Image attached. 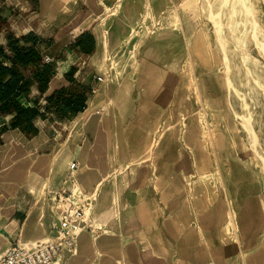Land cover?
Returning a JSON list of instances; mask_svg holds the SVG:
<instances>
[{
  "label": "crops",
  "instance_id": "0c3cea01",
  "mask_svg": "<svg viewBox=\"0 0 264 264\" xmlns=\"http://www.w3.org/2000/svg\"><path fill=\"white\" fill-rule=\"evenodd\" d=\"M171 1L176 4L181 0ZM171 1L0 0V17L3 19L0 23V46L9 51L5 31L7 28L20 35L37 36L43 59L49 57L51 62L48 63L55 71L45 90L42 91L39 83L35 82L30 93L19 97L22 105L39 107L41 111L49 110L51 108L48 109L47 98L56 90L75 82L89 87L97 84L99 89L96 94L90 93L86 109L74 119L68 120L69 123L53 120V112L46 119L35 118L34 124L39 132L31 137L11 126L14 114L0 113V127L7 126L0 134V252L19 235L24 241L31 242L52 235L53 230L58 228L55 201L43 198L41 191L47 188V182L48 187H63L66 178L62 172L68 173L69 165L75 157L80 162L79 182L85 186L87 193H92L113 167H120L123 159L137 152L141 138L151 136L148 130L139 125L137 116L140 91L143 108L150 109L149 89L154 83L152 77L156 78V83L162 88L161 96L164 97L162 104L152 107V112L159 116L167 113L172 86L165 75L174 72L178 60L185 53V34L173 28ZM120 2L121 7L114 13ZM149 10L152 23L164 16L166 29L162 31L161 27L149 34L144 43L147 45L146 53L139 69L135 64L118 66L117 69L108 60L109 55H112V59L121 56L119 54L124 47L130 44L128 36L132 33L133 26L139 23L142 25ZM106 29L109 33L105 32ZM88 34L95 39V49L91 53L77 44L81 35V43H86L84 36ZM106 38L109 41V52L107 63L101 69L96 57L99 53L102 54L103 45L106 52ZM134 48L135 45H132L127 51H133ZM109 68L111 80L97 83L96 75L105 73ZM156 71L160 74V80H157ZM24 72L26 75L32 74L29 70ZM117 72L124 75L116 79L114 76ZM110 99L115 100L112 106ZM59 124L64 129L59 128L56 137L55 127ZM171 134L172 131L167 133L161 148L167 147ZM158 158V178L152 177V165H137L140 172L145 169L150 172L147 181L140 173L142 180L137 190H121L124 184H133L134 178H129V174L120 178L116 185L114 179L102 182L95 205L96 215L113 233L102 234L99 237L102 245L99 246L95 236L85 229L79 237L78 254L68 256L69 253H66V263L105 264L109 260L111 264H207L209 258L205 260L201 253L206 251L218 256L221 255V250L216 249L218 248L225 249L228 255L225 261L221 260L222 264H244L242 252L251 254V264H264V227L253 226L250 233L242 236L240 243L221 238L222 225L230 207L228 197L222 196V201L216 203L215 208L206 215L208 224L204 228L195 219L187 223L178 217L176 214L181 206L179 201L184 195L182 181H178L173 172L161 170L163 161L160 154ZM175 168L179 169L180 166L176 165ZM252 198L249 199L253 203ZM174 205L176 208L169 212ZM165 206H169V209L164 208ZM113 212L119 218L112 224L109 217ZM240 214V227H251L246 210L242 213L240 209ZM163 215H166L164 219ZM174 216L180 222L179 227ZM100 231H103L102 228ZM142 232L147 235V242L143 241ZM115 236L121 237L122 240L117 241L124 248L127 245L132 247V252L129 249L126 251V260L116 257L109 250L118 243ZM140 243L145 247L144 251L147 247H156L162 251L143 259L144 251L139 250ZM163 243L169 250H163ZM234 247V255L228 254L226 250ZM212 263L218 264L215 260L209 262Z\"/></svg>",
  "mask_w": 264,
  "mask_h": 264
},
{
  "label": "rangeland",
  "instance_id": "374dc122",
  "mask_svg": "<svg viewBox=\"0 0 264 264\" xmlns=\"http://www.w3.org/2000/svg\"><path fill=\"white\" fill-rule=\"evenodd\" d=\"M251 1L264 28V0ZM189 2L192 5L191 7H185L181 3V1L176 2V4H173L172 1L170 2V11L174 12L172 14L174 17V26H172L173 28L181 31V33L185 34V39L183 41V44L185 46V53L178 60L174 72L165 75L169 79V83L172 86V88H170V93L168 96L167 113L159 116L152 112L153 106L155 108L156 105H160L164 101V97L161 96L162 88L159 86V84L156 83V78L152 77L154 83L149 89L151 102L150 109L143 108L144 104L141 103L142 97L140 91V105L137 119L140 123L139 125L148 130V132L152 133V138L155 136L158 137L160 134V128L158 129L157 125L160 126L161 124H163V122H166L168 126L172 125V130L168 128L166 129V132L162 135V138L159 140V144L156 145L155 148L159 151L160 159L163 161V167L161 170L173 172L176 179H179L178 181H182L181 186L183 188L184 195L179 201V203H181V206L179 207V211L176 214L178 217H180L184 222L187 223H191L192 220L195 219L197 220L200 227H206L208 223L207 218H205L206 214L203 215V212H205V208L203 205L205 202L209 203L210 205L212 203H215V197H217L220 192L223 193V190L226 186L231 193L229 195V199H234V203L237 204V207L242 210V213L246 210V212L249 214L250 224H254L253 226L255 227H264V176L263 174L260 175L261 171L259 170L260 167H263V163L261 162L257 154L252 149H250L248 144V136H246L244 127L235 115L234 109H236V111L238 112L242 111L241 98L232 94L234 108L232 105L228 104L229 93L224 84V55L214 29V23L209 16L210 9H208L204 5V0H190ZM149 12L144 18V21L146 23L143 25V27H138V30L142 31V34H146L148 28H151L153 26L151 25L152 22L149 17ZM163 17L164 16H162L161 19L154 21V23L156 22L155 24L159 22L158 27L162 24L164 25L166 19H164ZM177 17L182 19V23L178 21L177 24ZM146 25L149 27H146ZM163 25L161 28L163 29L162 31L166 29V27H164ZM225 31L227 35H229L228 26L225 28ZM138 39L139 35H137L129 45H126L124 47L123 51L119 54L121 56L113 57L114 62L116 61V63L114 64L117 66V69L118 66L131 64L132 66L133 64L137 65V69H139L140 64H142V58L146 53L147 45L145 46L142 42H137ZM132 45H135L133 51H127V48H132ZM189 49L194 62L192 65L190 64V55L188 53ZM250 51L255 57L263 59L253 42H251L250 44ZM229 59L231 61V73L234 74L237 85L242 90H248L249 92L248 101L251 104V109H253L254 111L256 129L260 133L261 139L264 142V96L261 93L263 89L254 81L253 78L249 80L250 82L248 85L244 84V86H242L240 84V79L243 78L246 80V75L244 73L239 74L238 71H236V68L233 66L234 56L229 54ZM99 67L101 68V66ZM258 67V70L261 73L262 71L260 70L264 67L261 63H258ZM129 70L130 69L128 68L127 71ZM126 74L127 73H125V75ZM137 74L139 75L138 71ZM123 75L122 72H117L114 77L118 79ZM156 75L157 80H160V78H158L160 76L158 71H156ZM209 76V79L212 78L211 86H213L215 90V92L212 93H210V90H208V84H205V79ZM215 80L217 82H215ZM207 91L210 95L209 97L207 96ZM109 103L112 106L114 105L115 100L110 99ZM64 123H69V121L67 120ZM59 128L64 129L62 125H56V137L59 134ZM207 130H211L212 132H215L217 136L222 135L223 137L224 144L222 146V152L224 154V158L222 160V167L227 182L225 186L223 183H221L220 175L215 176L212 168L205 166L202 162L203 155L201 151V142L203 139L205 140V138H207L205 134V131ZM171 131L172 134L171 136H169V143L167 147L161 148L162 144L167 138V133ZM207 142L209 153L212 156L214 162H217L218 156H220L221 149L220 147L216 148V146H214V144H212L211 142ZM117 151L118 157L120 153V147ZM159 154L157 157H153L150 163L154 172V174L152 173V177L155 178L159 177ZM126 160L127 158L121 161L120 167L112 168V170L110 171V174L112 175H110L109 179H114L116 185L117 181L120 178L125 177L129 174V178H134L133 184L130 185V183H126L123 186L124 188L122 187L121 190H137L142 180L140 175V168L137 167V165L139 166V164H134L131 165V168L121 170V164ZM176 165H179L180 168L176 169ZM164 166L167 167L165 168ZM146 171L149 170H142V172ZM62 174L63 177L67 178V171L66 174L65 171H63ZM188 179L192 182L193 188L191 193L193 194L188 192L185 186ZM153 180L154 179L151 180L152 184ZM46 187H48V183L46 184ZM67 187L70 188L71 185ZM45 192L46 188L41 191V195L44 196ZM244 196L247 197L246 200L244 199ZM250 197H253V203L249 199ZM47 200L49 201V198ZM197 200L204 203L201 204ZM34 201L35 199L33 200V202ZM166 207L167 206H165L164 208ZM96 208L97 207L94 206L93 209L89 211L90 217L94 219L93 222L95 225L97 224V222H100L96 215ZM174 208H176L175 205L173 208H171V210H169V212H171ZM167 209H169V206L167 207ZM115 213H110V215L112 216H110L109 219H111L110 223L112 224L114 223V220L119 218V216H116L117 213ZM164 217H166V215H163L162 218L164 219ZM175 217L176 216H174V221H176V224L179 227L180 222L176 220ZM101 223L104 225L102 227L103 231L99 232V230H97L98 233L96 234L95 238L100 237L102 234H109L105 231L106 226L104 222ZM253 226L251 225V227H239V232L238 230H236V228L232 227V232H235L236 236H229L228 234L223 233L224 235L222 234L221 238L223 240L229 239L238 241V243H240L242 241V236L245 237L248 233H250ZM53 231L54 232L52 233V235H55L57 233V228ZM141 236L143 241H148L145 232H142ZM114 239L116 241L122 240L121 237L118 236H115ZM117 242L118 243H115L118 244V247H116L115 244L114 247H110L109 249L110 252L113 253L116 257L121 259V257L123 256V249L127 252L129 249L130 252H132V247H130L131 245H127V247L124 248L121 242ZM96 243L99 246L102 245V243L99 241V238L96 240ZM139 245H141L139 250L143 252L145 247L141 243ZM163 247H166L164 243ZM216 249L221 250V255L216 256L214 253L211 255L206 251L201 253L205 260L209 258V261H206L207 264H209L211 260H215L218 264H222L221 260L225 261L227 255V253H225V249ZM148 250L160 251L161 249H158L156 247L155 249L147 247L143 253V259H145V253H147ZM233 250H235V247L233 249H227L226 251L228 252V254L233 253L234 255ZM155 253L156 252H151V255L153 256ZM250 255L251 254L242 252V258L245 260L244 264H251ZM68 256L71 255L69 254ZM239 261L241 262V258L239 259ZM105 262V264H111L109 260Z\"/></svg>",
  "mask_w": 264,
  "mask_h": 264
},
{
  "label": "bare ground",
  "instance_id": "6f19581e",
  "mask_svg": "<svg viewBox=\"0 0 264 264\" xmlns=\"http://www.w3.org/2000/svg\"><path fill=\"white\" fill-rule=\"evenodd\" d=\"M189 1L190 0H181V3L185 7H191L192 5L190 4ZM121 5H122V3L120 2L117 10H115L114 13H116L119 10ZM204 5L208 9H210L209 16H210V19L214 23V27H215L214 29H215V32H216L217 37L219 39L220 46H221V49H222L223 55H224V65H225L224 84H225L226 89H228L227 91L229 93L228 104L232 105L234 108V103L232 100V97H233L232 94L235 96H239L241 98L242 111L238 112V111H236V109H234L235 115L237 116L239 122H241L242 126L244 127L246 136H248V144H249L250 149H252L257 154V156L260 158L261 162L263 163V167H260L259 170L261 171L260 175L263 174V176H264V142L261 139L260 133L256 129L254 111H253V109H251V104L248 101L249 92H248V90L247 91L242 90L237 85L235 76L233 73H231V61L229 59V54L234 56L233 66L236 68V71H238L239 74L244 73L246 75V77H245L246 80L241 78L240 84L242 86H244V84L248 85L250 82L249 80L251 78H253L254 81L263 89V91H261V93L264 96V68L260 70V71H262L261 73L258 70L259 69L258 63H261L264 67V28H263V26L259 20L258 14L256 13V10L254 9V7L252 5L251 0H204ZM158 19H160V18H158ZM158 19L153 20V23H152L153 26L151 28H148V31L146 32V34H144V33L142 34V31L138 30L140 23L138 26L135 24L133 26L132 33L128 36V42L131 43L133 41V39H135V37L137 35H139V39L137 40V42H142L144 44L145 41L148 39L147 37H149V34L154 33L155 31H157L158 29H160L162 27L163 24L158 27L159 22L157 24H155L156 22L154 23V21H156ZM178 21L181 22L182 19L177 17V24H178ZM145 23L146 22L144 21L142 23L141 27H143V25ZM163 26L166 27V25H163ZM227 26L229 28V35H227V33L225 31V28ZM146 27H149V26L146 25ZM107 31H108V29H106L105 32H107ZM108 33H109V31H108ZM251 42H253L254 45H256L257 50H258L259 54L263 57V59L255 57L253 55V53L250 51ZM105 45H106V52L104 50V45H103L102 54L99 53V55H97V57H96L98 60L99 66H101V68H104L105 64L107 63V55L109 52V41L107 38L105 40ZM188 53L190 55V61H191L190 64L192 65L194 62H193V58H192L190 49L188 50ZM114 63H116V61ZM234 63H236V64H234ZM238 76H240V75H238ZM209 78H210V76L205 79V84H208V86H209L208 90H210V93H212V92H215V90H214V87L211 86L212 78L211 79H209ZM193 80H194V78H193ZM212 82H214V81H212ZM215 82H217V81L215 80ZM207 93H208V91H207ZM207 96L208 97L210 96L209 93ZM157 128L158 129L160 128L159 129L160 130L159 136L158 137L155 136L152 138L153 135L151 133V136L149 135L147 138H144V139L141 138L137 152L135 151V153H133L131 156H129L127 158V160L121 164V168H120L121 170L131 168V165H134V164H139V166H141L143 164L146 166H149L153 157L158 156L159 151L155 148V146L159 144V140L162 138V135L166 132L167 128L172 130V125L168 126V124H166V122L165 123L163 122V124H161L160 126L157 125ZM205 132H206L205 134H206L207 138H205V140L203 139L201 142V151H202V155H203L202 162L205 166L212 168L215 176L220 175L221 183H223L225 186L227 182H226L225 174H224L223 167H222V163H223L222 160L224 158V154L222 152V150H223L222 146L224 144L223 137H222V135L217 136V134L215 132H212L211 130L210 131L207 130ZM207 141L214 144V146H216V148L220 147V149H221L220 156H218L217 162H214L212 156L209 153V150L207 148V144H208ZM231 163H233V162H231ZM140 173H141L143 179H145V181H147L149 179V171L140 172ZM110 175H112V174L109 173V175H107V177L104 180H108ZM103 181H101V183H99L98 187L96 189H94V191H92V193H87L84 190L85 186L83 187L82 183H80L78 181L75 188H73L75 190V195L73 197H69L67 199H64V203L66 204V206H70L71 204L75 203L79 192L85 193L87 197L91 198V206L86 209V215L89 218L90 217L89 211H91L93 209V207L95 206V204L97 203L99 193L101 190V185H102ZM228 184H230V183H228ZM66 186L67 185H64L63 187L66 188ZM156 186L158 189V185H156ZM185 186L187 188V191L191 193L193 187H192V182L189 181V179L187 180V183L185 184ZM253 191H254V189H253ZM191 194H193V193H191ZM230 194L231 193L229 192V189L225 186L223 193L220 192L217 196V199L215 198L217 200V202H215L211 205L207 202L204 203L203 206L205 208L204 209L205 212H203V215H205V214L207 215L211 209L215 208L216 203H219L220 201H222V196L228 197L230 207L226 213V221H225L224 225H222L223 226L222 232L225 234H228L229 236H232V235L236 236L235 232H232V227L236 228V230H238V232H239V230H240L239 227L241 224V222H239L240 221L239 220L240 208L237 207V204L234 203V199H229ZM45 195H46V193H45ZM45 195L43 196V198H46ZM52 199L55 201L56 210L58 213V207H60L61 204L57 200H55L54 198H52ZM69 210L74 211V207L70 206ZM96 225H98V227H100V228H102L104 226L101 222H97ZM251 225L253 226L254 224L251 223ZM85 229H87V227H81L78 230V252H79V237ZM105 231H106V233H109V234L113 233L108 228H106ZM98 238L96 237L95 240H97ZM26 242H28V241H26ZM163 250L167 251L168 249H167V247H163ZM78 252L76 254H78ZM151 252H156L154 255L160 254L156 250H153V251L148 250L147 253H145V259L152 257ZM76 254H74V255H76ZM70 255H72V254H70ZM122 257H123L122 260H126L128 258V253L124 249H123V256ZM212 264H214V263H212Z\"/></svg>",
  "mask_w": 264,
  "mask_h": 264
},
{
  "label": "trees",
  "instance_id": "16d2710c",
  "mask_svg": "<svg viewBox=\"0 0 264 264\" xmlns=\"http://www.w3.org/2000/svg\"><path fill=\"white\" fill-rule=\"evenodd\" d=\"M0 17V23L2 21ZM7 52L0 46V113L14 114L11 120L13 128H19L28 137L36 135L39 130L34 124V119L41 117L48 118L53 112V120H72L78 113L84 111L88 106L91 87L79 82L56 90L47 99L49 110L41 111L39 107H25L19 101V97L28 94L35 82H38L43 91L54 74V68L43 59L38 48L40 39L37 36L28 34L20 35L14 30L7 28ZM82 36V35H81ZM81 36L79 37L81 39ZM86 43L80 44L82 49L91 53L95 49V39L92 35L84 36ZM24 70L32 72L26 75ZM7 129L4 125L0 127V134Z\"/></svg>",
  "mask_w": 264,
  "mask_h": 264
},
{
  "label": "built area",
  "instance_id": "2783aa9c",
  "mask_svg": "<svg viewBox=\"0 0 264 264\" xmlns=\"http://www.w3.org/2000/svg\"><path fill=\"white\" fill-rule=\"evenodd\" d=\"M108 60L114 64L112 55ZM46 62H51L49 57L45 58ZM113 68V67H111ZM97 83L111 80V69L105 73L96 75ZM98 85L91 86V93L98 92ZM79 158L75 157L69 165L65 185L71 187H54L46 188V198H54L61 206L58 207L59 226L55 235H49L43 238L26 242L19 235L15 240L9 242L8 246L0 253V264H67L66 253L76 254L78 252V230L81 227L87 229L94 235L98 233V228L91 217H87L86 209L91 206V198L85 193L79 192L75 203L71 204L74 211H70V206H66L64 199L75 195L76 184L79 181Z\"/></svg>",
  "mask_w": 264,
  "mask_h": 264
}]
</instances>
